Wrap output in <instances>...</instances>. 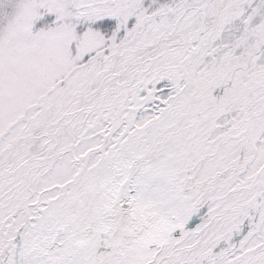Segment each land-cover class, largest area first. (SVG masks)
<instances>
[{"label":"snow or ice","instance_id":"6c2138e0","mask_svg":"<svg viewBox=\"0 0 264 264\" xmlns=\"http://www.w3.org/2000/svg\"><path fill=\"white\" fill-rule=\"evenodd\" d=\"M0 264H264V0H0Z\"/></svg>","mask_w":264,"mask_h":264}]
</instances>
